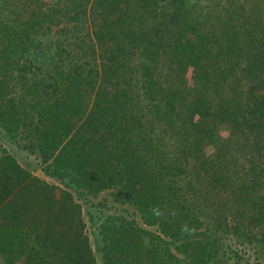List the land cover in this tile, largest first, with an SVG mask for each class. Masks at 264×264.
<instances>
[{
    "label": "trees",
    "instance_id": "trees-1",
    "mask_svg": "<svg viewBox=\"0 0 264 264\" xmlns=\"http://www.w3.org/2000/svg\"><path fill=\"white\" fill-rule=\"evenodd\" d=\"M248 1L204 2L221 29L192 16L179 40L181 0H0V129L64 186L0 151L3 264H95L67 191L80 189L114 190L158 229H131L126 247L124 229H107L106 264H246L240 239L262 251L264 0ZM222 228L236 239L228 258Z\"/></svg>",
    "mask_w": 264,
    "mask_h": 264
},
{
    "label": "rangeland",
    "instance_id": "rangeland-1",
    "mask_svg": "<svg viewBox=\"0 0 264 264\" xmlns=\"http://www.w3.org/2000/svg\"><path fill=\"white\" fill-rule=\"evenodd\" d=\"M46 3H49L50 0H43ZM210 0H181V9L175 10V19L177 22L184 23L181 30L175 31L176 35L182 40L184 35L190 33V19L192 16L200 17L203 19L206 15H211L213 17L212 22H216V28L221 29V24L217 19H214L217 14V6L214 8H202L204 2ZM213 1V0H211ZM220 2H227L231 0H217ZM252 0L247 2V6L251 8ZM246 6V8H248ZM183 21V22H182ZM213 37V36H211ZM230 63H225L222 61L221 64L224 66L223 71L226 72L222 73L224 75V84L228 82L230 77H228V70L233 69L235 66L236 59H231ZM238 62V61H237ZM231 65V66H230ZM236 70V69H235ZM234 70V72H235ZM181 72V78L188 84L190 81V69L189 67H184ZM211 76V73L209 74ZM235 75V74H234ZM247 74H237L236 77L241 78V81H245V77ZM211 78V77H210ZM232 81V80H230ZM236 80L233 81V84ZM247 82V81H246ZM223 86L218 89L214 90V86L212 85V81H207V88L210 95H216L223 92ZM235 85V84H234ZM206 86V85H205ZM236 90L240 93L238 88H234L231 91L233 94H237ZM205 107V106H204ZM203 107V108H204ZM222 132V129L220 130ZM26 142L20 140H10L7 135L0 129V151L4 150L7 154L12 156L17 164L30 172L32 176H35L41 180H44L47 184L64 189V186L61 182L50 176L49 174L43 172V165L40 164L37 155L34 151L25 148ZM247 166V165H246ZM66 190V189H65ZM71 194L73 201L78 205L80 210V216L83 224V232L87 238L88 246L90 251L94 257L95 264H106L107 258L116 251L110 246L108 243V239L106 238L105 234L107 233V229L110 230L112 226H117L120 229H124L123 236L120 237V240H123L126 247L129 243L127 240V236L132 229L135 230H143L146 232H150L153 234L158 235V229L156 226H149L146 225L141 218L140 213L138 212L137 208L128 202H123L121 200H116L112 194L114 190L106 189L102 190L101 192L95 195L86 194L82 189L77 191L67 190ZM224 229V228H222ZM233 230H228V228L222 230V233L216 231L215 240L216 246L220 253H224L227 258L232 256L234 250H232L233 244H235L236 240L233 236H231V232ZM233 238V239H232ZM240 243L243 244V248L248 246L247 251L243 252L242 249L240 252L239 260L245 262L246 264H264V245L260 249L262 251L256 252V249L251 248L248 245L246 239H240ZM247 244V245H246ZM253 244V243H252ZM254 245V244H253ZM237 247H241L238 245ZM116 248V247H115ZM246 248V247H245ZM123 249V248H122ZM255 250V251H254ZM111 253V254H110ZM245 253V254H244ZM234 258V257H233ZM232 258V260H234ZM0 264H3L0 258ZM13 264H22V260L20 258L16 260Z\"/></svg>",
    "mask_w": 264,
    "mask_h": 264
},
{
    "label": "clouds",
    "instance_id": "clouds-1",
    "mask_svg": "<svg viewBox=\"0 0 264 264\" xmlns=\"http://www.w3.org/2000/svg\"><path fill=\"white\" fill-rule=\"evenodd\" d=\"M151 212L156 217H159L161 215V212H160L158 207H153L151 209ZM180 231H181V236H185V235L191 236V235L195 234L196 229L194 227H192V226H189L187 223H185V224H183L181 226V230Z\"/></svg>",
    "mask_w": 264,
    "mask_h": 264
}]
</instances>
